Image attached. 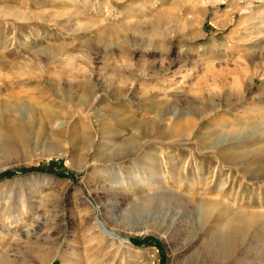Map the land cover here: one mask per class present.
I'll use <instances>...</instances> for the list:
<instances>
[{
    "label": "rangeland",
    "instance_id": "374dc122",
    "mask_svg": "<svg viewBox=\"0 0 264 264\" xmlns=\"http://www.w3.org/2000/svg\"><path fill=\"white\" fill-rule=\"evenodd\" d=\"M0 105L12 108L0 117V174L12 170L0 176V264L61 247L111 264L98 219L143 249L125 264H264V223L233 234L201 206L264 215V153L231 164L220 152L264 135V0H0ZM157 113L168 134L98 161ZM147 155L165 188L140 183Z\"/></svg>",
    "mask_w": 264,
    "mask_h": 264
},
{
    "label": "bare ground",
    "instance_id": "6f19581e",
    "mask_svg": "<svg viewBox=\"0 0 264 264\" xmlns=\"http://www.w3.org/2000/svg\"><path fill=\"white\" fill-rule=\"evenodd\" d=\"M158 108L160 109V107H158ZM193 108H194L193 110H194L195 114L201 113V109L197 105L194 104ZM11 109H12L11 106H1L0 105V117L2 116V114L5 110H11ZM198 111H200V112H198ZM167 115H168V113H167ZM156 116L159 120H157V118H154V117L151 118L152 121H150V124L147 125V127L145 126L144 131L141 133L142 136H136L135 135L129 141L126 140V141L118 144V147H117V148H119L117 150L118 153L111 156L109 158L110 160H108V161L98 160V161L103 162V163H105V162L116 163L119 160L122 161V159H128L131 157L134 158V156L138 155V153H140L139 151L141 149H143V147L145 146V144L139 145V142L143 138H145V136L148 137L152 134L156 135V136H164L165 134H168L169 130L164 131L163 126H162L163 121L168 120V118H163L158 113ZM176 128H177V125H175L172 129V131H174L173 132L174 134L171 133L174 138L180 136V134L177 133V131L175 130ZM53 135L56 138H59V137H62L63 135H65V131L62 128L59 131L54 132ZM89 135H91L90 137L92 139L94 138V137H92L93 133H91ZM248 135H250V134H248ZM78 139L79 138H77V140ZM85 139L86 138H82V140H85ZM55 140L56 139H54V141ZM112 141H115V139H112ZM204 142H205V137L203 138V140L199 144V146H203ZM263 142H264V135H261L258 138H254L252 136H247L246 138L244 137L242 139H234V140L228 141L227 145H222V150L220 152L224 155L225 159L229 160L228 161L229 163L239 164V163L243 162L242 161L243 159L241 160V162H240V160H238L239 157H243L246 154H250V153H254V154L262 153L263 154L264 153V145L258 146V144H261ZM254 157H256V156H254ZM146 159L149 163V164H147L148 166H146L145 168L143 167L144 169L139 171L140 175H141V178L139 181L142 184L143 188L148 187V184L151 185L152 187H156V188H165L167 186V182H165L164 179L162 178V173L158 169L159 165H158L157 161L155 159L153 160L148 155L146 156ZM173 168H174V166H173ZM111 170H112V166H111ZM201 170H202V168H201ZM240 170H243L244 172H246V170H248V169L243 167ZM123 171H124V169H123ZM169 173L171 174V176H175V178H176V176L178 177L180 174L179 172H176L175 169H173ZM113 176L114 177H112V176L111 177L114 178L116 181V179L118 178V175L115 173ZM124 181L126 183V186L130 188V191H132V190L137 191L136 184H134L130 181H127V180H124ZM176 181L178 183L181 182V180L178 181L177 179H176ZM173 194H175V197H173V199L176 198L177 200H179L178 197H176V193H173ZM166 195H169L168 192L163 191L162 193L161 192H159V193L155 192V194H152V195L148 194V196H143L142 198H145L146 206L150 207L154 204H159V203H162L163 201H165V199L167 197ZM41 205H42V203H41ZM201 206H202L203 216L205 218H207L209 216L211 217V215H213V217H214L213 221L215 222L216 225H218L221 229L230 230L233 234H243V233H245L248 226H255L257 224L264 223V215H257V214H251L249 216L248 222H246L244 220H242V221L233 220V219H227L226 220L220 216V202H217L216 200L215 201L214 200H205V202H203L201 204ZM216 216H218V217H216ZM237 222H240L243 226L242 227L239 226L237 224ZM95 223L97 224L98 228L100 227L99 229H97L98 230V237H100L99 238L100 241L101 242L104 241V242H107L110 244V246L108 247L109 248L108 254L109 255L112 253L117 254L114 257V260L112 261V263L110 262L111 264H125V259H129V257H128L129 255L134 256V257H136V256L140 257L141 256L143 249L134 245L131 242V239L129 236H124L123 234L119 233L118 231H114L112 229L110 230L109 226H107L106 224H103L101 222V220H99V219L96 220ZM119 252H123L124 256H122V259L120 257H118ZM106 255L107 254H105V256H103V257L105 258ZM91 257H92L91 254L86 255V248H84L82 250V253L78 252V249H76V248L73 249L72 252L68 253L67 250H64V249L62 250V247H61L58 250H55L53 252V254H51V256L43 258V260H41V262H39V264H51L54 261V259H56V258H60L62 264H103L105 262V260L100 259V258L92 261L90 259Z\"/></svg>",
    "mask_w": 264,
    "mask_h": 264
},
{
    "label": "trees",
    "instance_id": "16d2710c",
    "mask_svg": "<svg viewBox=\"0 0 264 264\" xmlns=\"http://www.w3.org/2000/svg\"><path fill=\"white\" fill-rule=\"evenodd\" d=\"M11 172H12V170H11V171L3 172V173L0 174V176H1V175H5V174H11Z\"/></svg>",
    "mask_w": 264,
    "mask_h": 264
}]
</instances>
